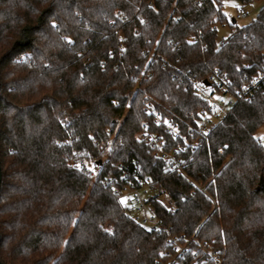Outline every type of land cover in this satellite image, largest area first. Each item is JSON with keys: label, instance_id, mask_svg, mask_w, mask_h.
Listing matches in <instances>:
<instances>
[{"label": "trees", "instance_id": "obj_1", "mask_svg": "<svg viewBox=\"0 0 264 264\" xmlns=\"http://www.w3.org/2000/svg\"><path fill=\"white\" fill-rule=\"evenodd\" d=\"M233 20L223 0H0L1 263L161 264L169 233L221 258L200 250L179 264H264V83L240 95L263 68L264 4L249 23ZM214 72L235 100L176 152L205 194L138 134L157 133L167 151L193 140L209 105L193 82ZM136 175L152 180L160 231L133 220L114 190Z\"/></svg>", "mask_w": 264, "mask_h": 264}, {"label": "built area", "instance_id": "obj_2", "mask_svg": "<svg viewBox=\"0 0 264 264\" xmlns=\"http://www.w3.org/2000/svg\"><path fill=\"white\" fill-rule=\"evenodd\" d=\"M249 4L240 5L236 8L235 19H238L251 11ZM194 36L190 37V41H194ZM263 55V68L258 74L249 81L240 91V95L249 99L252 91L260 83H264V50ZM206 83L203 85L199 82H193V87L198 95L209 101V105L206 109H200L194 116L196 120V137L193 140H189L187 137H183V145L179 148H174L172 151L164 149V143L161 137L157 133H151L146 127L141 129L138 137L145 140L151 147H156L158 154L163 157L167 166L171 171L184 176L188 179L197 189L201 190L205 194L207 193L206 185L203 181H194L186 175L184 171V162L181 158L176 156L177 150H182L183 147L189 146L194 147L198 145L203 138L207 136L209 129L221 119L223 115L227 113L229 108L232 106L235 97L234 94L229 90V83L226 81L223 74L214 72L206 78ZM236 91V90H234ZM226 97V99L224 98ZM147 111L152 112L150 107L146 108ZM155 121L161 122V117L156 113ZM166 131L171 133L172 137L177 136L178 129L175 124L170 120L163 121ZM193 130L188 129V134H192ZM229 158H227L228 160ZM84 166V165H83ZM87 167V166H86ZM90 172H93V168L88 166ZM127 178L126 175H123ZM106 181H109L106 179ZM152 180L147 177H140L136 175V180L123 181L118 186L114 185V190L118 193L121 201L129 206L131 218L147 229L160 231L162 229L161 221L157 214L149 207L150 197L153 195L152 192ZM160 202L167 208L173 206V200L165 188L160 186L157 190ZM194 243L196 247H191ZM167 244L169 249L166 253V260L162 261L161 264H179L180 259L188 256L189 254L195 256L198 251H202L209 260L215 263L220 262V256L217 251L210 248V245L205 241H199L194 235L186 237L182 234L171 235L168 233ZM198 248V249H197Z\"/></svg>", "mask_w": 264, "mask_h": 264}, {"label": "rangeland", "instance_id": "obj_3", "mask_svg": "<svg viewBox=\"0 0 264 264\" xmlns=\"http://www.w3.org/2000/svg\"><path fill=\"white\" fill-rule=\"evenodd\" d=\"M264 4V0L260 1H253L250 2L249 5L251 6V11L238 18L235 19L237 25H244L249 23L257 14L259 8ZM240 4L236 2L235 0H223V12L226 14L227 18L230 20L231 18H235L236 14V8ZM217 41L220 42L225 36H227L231 31V26L229 25V22H224L222 24H217ZM226 99V97H224ZM256 137L258 140L264 144V125H262L257 131H256ZM162 261H165V258L162 259Z\"/></svg>", "mask_w": 264, "mask_h": 264}, {"label": "water", "instance_id": "obj_4", "mask_svg": "<svg viewBox=\"0 0 264 264\" xmlns=\"http://www.w3.org/2000/svg\"><path fill=\"white\" fill-rule=\"evenodd\" d=\"M233 22H235V20H233ZM0 182H1V168H0ZM0 264H3L0 262Z\"/></svg>", "mask_w": 264, "mask_h": 264}, {"label": "snow or ice", "instance_id": "obj_5", "mask_svg": "<svg viewBox=\"0 0 264 264\" xmlns=\"http://www.w3.org/2000/svg\"><path fill=\"white\" fill-rule=\"evenodd\" d=\"M238 6V5H237Z\"/></svg>", "mask_w": 264, "mask_h": 264}]
</instances>
